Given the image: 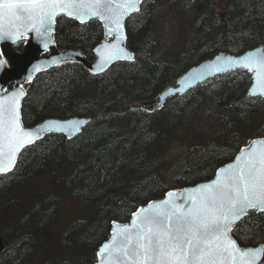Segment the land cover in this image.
I'll return each mask as SVG.
<instances>
[{
  "label": "trees",
  "instance_id": "obj_1",
  "mask_svg": "<svg viewBox=\"0 0 264 264\" xmlns=\"http://www.w3.org/2000/svg\"><path fill=\"white\" fill-rule=\"evenodd\" d=\"M157 4L166 14L185 8L181 0L142 2L127 23L134 60L97 74L79 62L63 63L27 85L26 124L76 114L92 120L75 138L46 134L6 174L12 178L0 186V233L7 241L0 264H94L114 220L126 221L172 187L212 177L251 137L264 135V96L248 92L247 69L216 76L235 73L226 88L210 87L211 78L153 110L138 103L155 99L188 67L221 50L264 44V0H192L178 48L163 56L155 55ZM58 20L57 43L93 58L104 37L101 21ZM180 145L194 156L170 179L168 158ZM64 213L74 218L69 224L58 223ZM233 233L245 245L264 243V211L251 210Z\"/></svg>",
  "mask_w": 264,
  "mask_h": 264
},
{
  "label": "snow or ice",
  "instance_id": "obj_2",
  "mask_svg": "<svg viewBox=\"0 0 264 264\" xmlns=\"http://www.w3.org/2000/svg\"><path fill=\"white\" fill-rule=\"evenodd\" d=\"M139 3L140 0H0V40L15 41L23 35L21 29L46 38L61 14L82 23L85 16L96 17L110 25V32L118 33L123 16L136 10ZM44 47L48 48L47 42ZM111 47L115 49L113 56L125 55L122 48ZM3 56L0 53V68L5 62ZM241 63L255 73L257 85L264 89V55H250ZM23 95L18 91L0 97V155L7 146L10 161L20 144L38 135L21 127ZM193 191L197 195L190 197L192 207L186 211H165V201L164 205H149L148 210L134 214V236L127 235L129 228H122L123 241L117 244L114 238L112 245L101 249L116 250L117 254H110V264H257L264 248L241 249L229 232L249 209L264 211V142L253 141L249 151L238 156L235 165L228 166L225 176Z\"/></svg>",
  "mask_w": 264,
  "mask_h": 264
},
{
  "label": "water",
  "instance_id": "obj_3",
  "mask_svg": "<svg viewBox=\"0 0 264 264\" xmlns=\"http://www.w3.org/2000/svg\"><path fill=\"white\" fill-rule=\"evenodd\" d=\"M142 1L143 0H140V3L137 4L136 10L129 11L123 16L121 19L122 27L118 33L110 32V25L106 26L105 21L97 18L103 23L105 36L99 43L96 44V47L94 48V53H96V56L93 59H90L87 53H85V51H83V49L80 47L70 48L59 46L56 40V25L58 23V18L63 14L55 18V21L51 27V32L46 38L37 35L34 31H24L21 29L23 35L15 39V41L11 39L0 40V53L4 54L3 60L5 61L3 63V67L0 68V97H7L14 92L23 91L24 95L20 97L21 127L25 131L38 134L33 135L30 142L20 144L15 152L14 159L11 161L8 159L7 146L4 147L3 154L0 155V168H3L4 171L0 173H9L11 170H13L19 161L18 158L21 151L24 150L26 146L31 145V143L42 139L47 133H63L72 138L77 136V134L88 125L89 121L91 120V116L79 114L64 118L57 116L47 117L42 119V121L31 124V126L25 124L22 113L24 99L28 94V90H26L25 85L29 81L34 80L35 77L40 74V72L49 70L51 67L60 65L64 62L78 61L85 65L93 73H99L106 71L110 66L113 65V63L119 60L130 61L135 59L136 52L128 45L127 21L133 13L140 10ZM94 18L96 17L89 18L88 16H85L84 22L90 21ZM76 20L80 21V19ZM20 41L24 42L22 48L17 47V44ZM45 42L48 43L47 49L44 47ZM112 45L122 48L125 55L113 56L115 49L111 47ZM250 55H264V44H257L255 47L245 49L243 52L232 53L228 51H221L210 56V58L199 61V63L188 67V69L177 78L176 83L167 85L166 88H164L158 95L159 97L153 100V103L157 100L165 103L166 100L173 95L185 94L193 87L200 85L201 82L211 78V76H216L222 74L223 72H231L236 69H246L243 67L241 61ZM129 56L131 59L128 58ZM254 76L255 73L252 72V82L248 86V92L254 96H264V89L257 85ZM146 103H149V101L144 100L141 102V105ZM253 141L264 142V135L251 137L248 143L241 146L237 154L232 159L227 160L226 163L217 167L215 174L212 177L193 182V184L184 185V187L181 189L170 188L164 195L159 196L158 198H153L147 203L140 205L132 213L130 218L126 219V221L114 220L111 226L110 236L100 244L98 249V253H100V255H98L99 259L94 264H110V254H117L116 250L110 247L104 252H101V249H103L106 244L112 245L114 238L116 239L117 244L121 243L124 239V236L120 232L122 228H129L130 232L127 235L134 236L135 229H133L132 225L133 220L136 219V215L134 214L141 213V210H148L149 205H164L165 201L167 202L163 209L165 211H170L174 208H179L186 211L187 209L191 208L192 200L190 197L197 195V193H195L193 190H198L201 185L213 184V182L216 181L218 177L222 178L225 176L228 171V166L235 165L237 163V157L241 156L243 152L249 151ZM221 169L224 171L222 172ZM249 211H251V209H249L247 213ZM240 219L238 221H240ZM238 221L233 223L231 231L229 232L230 238L236 241L237 246L241 249H255L258 247L264 248V243L245 245L237 240L233 233V227ZM137 223H139V221H137ZM6 246L7 241L4 239L2 233H0V256L2 255ZM257 264H264V254H262L261 259L257 262Z\"/></svg>",
  "mask_w": 264,
  "mask_h": 264
},
{
  "label": "rangeland",
  "instance_id": "obj_4",
  "mask_svg": "<svg viewBox=\"0 0 264 264\" xmlns=\"http://www.w3.org/2000/svg\"><path fill=\"white\" fill-rule=\"evenodd\" d=\"M185 5V8L179 13L176 10L170 11L166 14V7L158 5L155 9L156 17V25L154 28L157 29L155 33V38L158 40L157 48L155 49V55L161 54L163 56L166 52H175L176 48H178V35L180 34V29L182 25L188 24L189 16H190V9L192 5V0H181ZM168 6V5H167ZM166 14V15H165ZM182 23V24H181ZM184 26V27H185ZM183 28V27H182ZM182 46V45H180ZM42 74L41 76H43ZM234 74H230L228 76L221 78H212L209 81V86H213L212 88H226V86H230L233 84L232 78ZM196 106V105H195ZM174 109H177V106H173ZM198 107V106H197ZM202 111V110H201ZM172 153L169 155L168 164L170 165L168 170V175L170 179H174V177L179 176L181 172L185 169L188 162L194 156V153L188 151L186 146H176L172 149ZM12 176L4 175V177H0V186L2 184L7 183ZM19 197L25 196L23 189L19 192ZM66 205H63L64 208ZM67 214L64 213V216L59 218L58 223L61 224H69L74 218L71 216H66Z\"/></svg>",
  "mask_w": 264,
  "mask_h": 264
},
{
  "label": "bare ground",
  "instance_id": "obj_5",
  "mask_svg": "<svg viewBox=\"0 0 264 264\" xmlns=\"http://www.w3.org/2000/svg\"><path fill=\"white\" fill-rule=\"evenodd\" d=\"M221 51H227V50H221ZM221 51H220V52H221ZM228 52H230V51H228ZM233 52H234V51H233ZM233 52H232V53H233ZM94 74H97V73H94ZM171 83H172V82H171ZM139 105H140V104H139ZM140 106H141V105H140ZM91 120H92V116H91ZM91 120H90V121H91ZM77 135H78V134H77ZM67 137H68V135H67ZM75 137H77V136H74V137H72V138H75ZM68 138H70V137H68Z\"/></svg>",
  "mask_w": 264,
  "mask_h": 264
},
{
  "label": "flooded vegetation",
  "instance_id": "obj_6",
  "mask_svg": "<svg viewBox=\"0 0 264 264\" xmlns=\"http://www.w3.org/2000/svg\"><path fill=\"white\" fill-rule=\"evenodd\" d=\"M92 21V20H90ZM89 70V69H88ZM108 70V69H107ZM34 81V80H33ZM153 100V99H152ZM148 108H150L148 105H146ZM150 109H153V107H151ZM84 129V128H83ZM0 175H4V174H0Z\"/></svg>",
  "mask_w": 264,
  "mask_h": 264
}]
</instances>
